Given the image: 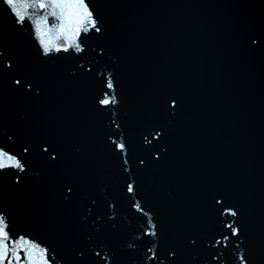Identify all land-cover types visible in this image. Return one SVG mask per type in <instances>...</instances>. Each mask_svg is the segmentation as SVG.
<instances>
[{
    "label": "water",
    "instance_id": "1",
    "mask_svg": "<svg viewBox=\"0 0 264 264\" xmlns=\"http://www.w3.org/2000/svg\"><path fill=\"white\" fill-rule=\"evenodd\" d=\"M91 6L103 35H93L79 58L47 59L0 4L5 58L18 61L0 78V142L14 133L18 153L24 143L33 150L19 185L15 172L0 175V209L16 230L55 249L63 264H95L101 250L115 253L114 264H139L151 238L139 252L127 247L146 218L130 208L128 174L108 140L122 131L137 199L154 213L163 249H180L178 264H193V255L209 264L220 251L235 264L227 249L205 246L227 232L221 221L233 219L219 215L214 198L239 209L241 251L251 253V264H264V0H91ZM107 72L117 85L114 109L97 103L100 73ZM14 76L32 82V91H16ZM155 131L162 138L143 143ZM109 202L117 203L115 221L107 218ZM189 237L197 246L189 247ZM77 249L86 253L83 262Z\"/></svg>",
    "mask_w": 264,
    "mask_h": 264
},
{
    "label": "snow or ice",
    "instance_id": "2",
    "mask_svg": "<svg viewBox=\"0 0 264 264\" xmlns=\"http://www.w3.org/2000/svg\"><path fill=\"white\" fill-rule=\"evenodd\" d=\"M6 11L12 18L16 30L23 32L27 29V33L32 39L39 55L43 58L52 59L60 58L63 55H72L79 58L82 54L89 50L88 40L93 35H103L100 26V19L94 7L91 6V0H0ZM251 43L259 44L258 38H252ZM95 51V49H92ZM103 54V49L100 50ZM18 65L16 58L9 56L5 58V50L3 48V37L0 36V78L6 72L14 69ZM78 68L84 69V64H78ZM87 72H92L91 68ZM75 75V73H71ZM103 77L101 80L102 91L97 98V103L102 109L115 108L119 103L116 95V82L112 72L100 73ZM16 91L25 90L31 92L33 89L32 82L26 80L23 76H14L11 80ZM179 102L173 98L171 107L177 108ZM115 115V112H113ZM112 124L116 129H121V125L112 120ZM151 133L143 135V143L152 144V140L162 138L161 131H155L152 139H149ZM17 137L14 133L6 134L7 142H0V175H6L9 172H15L14 177L16 185L21 183V174H27L29 171V158L32 155V146L24 143L20 145L19 153L16 151ZM108 140L114 146L113 151L123 159L122 168L128 174L125 179L124 191L129 197L130 208L146 221L142 227L141 233L135 237L136 242L128 243L127 247L135 252H139V243L143 242L145 237L151 238L145 245L146 251L144 257L139 259V264H178L181 258V252L178 247H168L163 249L160 241V228L158 221L151 210H145L138 196V180L132 178V167L130 165V145L123 135L119 132L115 136L109 134ZM42 152L47 153L51 160L58 159L54 154V150L50 151L49 146H43ZM165 151H167L165 149ZM161 158L159 151L156 152L155 160ZM141 167L146 166L143 158L138 160ZM68 194H73L74 189L71 186L66 188ZM67 199V197H66ZM215 203L221 205L219 215L221 217H231V220L221 221L223 230L218 236L213 237L211 242L205 246L210 249H227L232 253L235 264H251V253L247 250L241 251L243 240H240L242 229L239 226V209L233 205H226L223 198H214ZM96 204V200H92ZM107 207L111 210L108 215L109 221H115V211L117 203L109 202ZM91 213V209H89ZM99 231V229H96ZM233 238L240 240V243L234 244L232 248ZM198 244L196 237H189V247H195ZM151 245V246H148ZM76 255L78 260L83 262L86 253L83 249H77ZM95 264H114L115 253L109 251H95L93 254ZM193 264H199L197 256L191 257ZM225 259V252L220 251L218 254L213 252L210 255L209 264ZM0 264H63V257L46 242L23 231L16 230L15 223L11 216L0 209ZM225 264H227L225 259Z\"/></svg>",
    "mask_w": 264,
    "mask_h": 264
}]
</instances>
